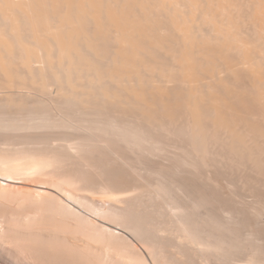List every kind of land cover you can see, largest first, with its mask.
Returning a JSON list of instances; mask_svg holds the SVG:
<instances>
[{
    "label": "bare ground",
    "instance_id": "obj_1",
    "mask_svg": "<svg viewBox=\"0 0 264 264\" xmlns=\"http://www.w3.org/2000/svg\"><path fill=\"white\" fill-rule=\"evenodd\" d=\"M144 126H146V127L143 128ZM147 127L152 128L153 131L155 129H157V131H160V133L163 132L165 134V137L167 138V140L170 139L171 136H173V134L175 136V130H177L179 135L180 134L186 135L185 137L190 139L189 141H190V147L191 148H189V149L191 150V152H193L192 154H195L197 159L199 157L200 162L196 163V164L197 165L200 164L201 166L200 165L199 166L201 168H202V166H205L207 168L208 164L206 163L205 160H207L209 155L212 154L213 150L216 151L217 149H220L223 147L222 149H224V150H219V151L224 152V154H226V155H223L219 151H217V152H219L218 154H214V155L212 154L213 156H210L209 158L212 157L214 159V157L215 158L217 157L218 160L219 159L222 160V161L219 160L220 163L223 161L225 163H226V161H229L230 166L232 164L235 167V166H239L243 162L242 161L243 158L245 159V156H246L247 159H245V160L248 161L247 165L250 164L251 167L253 169H255L256 174H259V176L264 174L263 173L264 172V0H0V136H1V139H0V181L3 180L4 185L6 182L20 184L21 183L20 176H21V178L23 176L26 177L27 176L26 174H29L32 171H34L33 174H36V173H37L36 175H38V173L41 174V175H39V177H41L43 175V178L41 177V179H46V177L44 178V175H46V172H49V171H47V168H48V170L51 169L49 173L53 174V177L57 175L56 178L54 177L55 179H53L52 175L50 174L51 177L48 176V179L52 178L53 180L51 179L52 180L51 181L49 179L51 182L49 180L46 181V183L47 182L49 184L51 183L50 185L45 184V183H44V185H42V183H43L42 181H40V182H42L41 184H38V185L36 184L38 190L40 191V193H37V194H43L45 196V194L47 193V194H49V196L51 198H52V196L54 197V195H55L56 199L53 198L55 200L54 202L56 203L55 206L63 211L65 209V208H63V207H65L64 203H63V198L64 197L66 198V195L68 193H70V196L71 195L73 196V193H74L73 192L71 194V192H69L70 189H68V193H67L65 191V190H67V189H65V187H67V188L72 187L73 189L75 187L74 190L76 191L75 185H77V188L79 189L78 183L81 182V180L77 181L78 180L77 178L80 176L74 177L76 175H80L81 173L78 172L79 174H76L73 171V173L75 175L69 174L71 172L68 171L69 170L68 168H67L68 170L67 169L65 170V168H61V165L66 163L65 161L67 159L65 160V158H67V156H69V155L72 156V154L78 155L80 151H82L83 149L85 150V148L83 146H80V145L76 146L77 144L75 145L74 143H72V145H69L73 135H77L78 132H80V134L82 133L81 137L83 139H87L86 140L87 143H84L85 145H88V146H86L87 150H89V148H91V147L98 146V145L90 146L91 144H93L90 142V141H92V140H90V138L92 137L91 136L92 133L94 134V132H95V134H96V132H100L99 134H101V135L103 134L104 137H107L110 135L114 136V137L119 136L118 140H120V137H121V140L124 141V143H127V144L130 143V144H128L129 147L131 144H134V146H136V148H138L139 150H140V147L143 150V143H144L146 148L149 147L148 150H150V151L147 150L148 152L153 151V152L157 153V151H158V153H160L162 149L164 151L163 146H164V144H166V141H164V139H166V138H164V134H162V136H163L162 138H164L163 140L153 139L152 134H150L151 132L148 131L150 129H148L147 131L150 132L149 134L151 137L148 135V132L147 133L145 132ZM75 131H77V132H75ZM153 131H152V133H154ZM157 133H159V132H157ZM157 133H155V134H157ZM97 135H98V133H97ZM182 135H180V136H182ZM77 136H75L73 138H78ZM159 136H161V135L159 134ZM176 136H178V135H176ZM104 137H102V138H104ZM114 137H112V138H114ZM79 138H80V136H79ZM173 138H171V139H173ZM183 138H184V136H183ZM18 139H19V141L16 142L15 140H18ZM180 139H178V140H180ZM39 140H41V141H39ZM75 140H77V139H75ZM99 140H98V142L101 141V140L100 141ZM105 140H106V138H105ZM183 140L184 139H182V142H183ZM11 141L12 142L14 141V143L16 142L17 144L15 143V145H14V143H13V145H11L12 144ZM45 141H47V142L44 143ZM48 141L50 143L53 142L52 144H54V142H55V144H56V142L57 143L59 142V146L61 145L66 149L62 150L60 148L61 147L60 146L59 148L61 150L58 148V150L54 151V149L52 150L53 147H51L52 144L50 146H47L49 144ZM18 142L21 144V146H18V144H19ZM107 142H108V140H107ZM107 142H104V143H107ZM109 142H111V141H109ZM114 142H116V140L113 141V143ZM177 142L178 141H176V143ZM217 142H220L221 145H223V146L221 147L220 144L218 143L220 148H219V146H218V148L215 147L216 149L212 148L214 146H217V145L212 146L213 144H217ZM119 143L120 142H118L117 144H119ZM124 143H123V145H124ZM35 144L37 146H35ZM55 144L53 146H55ZM100 144H102V143H100ZM168 144H170V143L168 142L167 145ZM178 144H179L178 146L180 147L181 144L180 143H178ZM188 144H189V142H188ZM16 145H17V147H16ZM109 145H110V143H109ZM128 145H126V146H128ZM167 145L164 147H167ZM29 146L37 147V148H39V150L34 148V147H33L34 148V150H33V148H30ZM120 146L122 147L121 144H120ZM224 146H225V148H224ZM50 147H51V150L49 149ZM96 148L97 147H95V149ZM105 148H107V147L105 146ZM116 148H120V147H116ZM174 148H175V146H174ZM30 149H32V150H30ZM40 149L43 150V151L41 150L42 152H44L43 154L41 153ZM128 149L129 148H127V150ZM138 149H135V150L137 151ZM187 149H188V147H187ZM187 149L185 150V152L187 151ZM101 150L107 151L108 149H101ZM36 151H39L40 153H37ZM76 151L78 153H76ZM74 152H75V154H74ZM88 152H90V151H88ZM131 152L132 151L129 150V155L131 154ZM138 152H141V150ZM120 153H122V152H120ZM169 153L171 156V152H169V151L166 155H168ZM92 154H93V152H92ZM102 154H103V152H102ZM146 154L147 153H145L144 156ZM155 154H152V155L150 154V155L153 156ZM219 154L223 155L224 157L218 156ZM85 155H86V153H85ZM85 155H84V157H85ZM136 155H138V154H136ZM157 155L161 156V154H157ZM163 155L164 154H162V156ZM176 155L178 156L179 154H176ZM183 155L186 156L185 158L183 156V159H185V161H187L188 160L187 155L185 153ZM243 155H245V156L243 157ZM78 156H80V155H78ZM241 156H242V158H241ZM93 157H91L90 159H93ZM106 157H109V155ZM171 157H173V155ZM171 157H170V160H171ZM238 157H240L241 160ZM55 158H57V160ZM58 158H60V161L58 160ZM168 158H167V160H168ZM225 158H226V160H225ZM118 159L120 161V158H118V156H117V161H118ZM183 159H181L180 161H182ZM213 159H210V160H213ZM137 160H138V158H137ZM139 160H140V158H139ZM162 160H163V158H162ZM173 160L174 159L172 158V161ZM57 161L61 162V163H62V161H64V163H62L60 165V163H58ZM73 161H71V162H73ZM98 161H99V159H98ZM174 161L176 163H178V160L177 161L174 160ZM209 161L207 160L208 163H209ZM213 161H216V160L214 159ZM71 162L68 164H73ZM94 162H92V163H94ZM96 162H95V164H98ZM196 162H198V161H196ZM92 163L89 162V164H91L92 167H93V165L95 166V164L92 165ZM106 163H108V162H106ZM132 163H134V162H132ZM135 163L138 165V161ZM183 163L186 164L184 161H183ZM244 163H246V162H244ZM244 163H242V164H244ZM101 164L104 165L103 163H101ZM101 164H98V166ZM187 164H189V163H187ZM190 164H195V163H193L191 161ZM85 165L87 166V164H85ZM121 165L125 166L124 164H122V162H121ZM126 165H127V163H126ZM215 165H217V167H219L218 161H216ZM215 165H212V166H215ZM219 165L221 166V164H219ZM223 165H225V164L223 163L222 166ZM247 165L245 164V167ZM45 166H48V167H45ZM53 166L54 167L56 166L55 168H57L59 166V169L61 171H63V172L67 171L69 173L64 172V174H61V171L59 169H57L58 172L60 171V173L58 174V172L55 171L56 169ZM63 166L65 167V166H67V164H64ZM78 166H80V165H78ZM181 166H182V163H181ZM187 166H189V165H187ZM187 166H186V168H187ZM193 166L191 168L194 169L195 166L194 167ZM212 166H211V168H212ZM226 166H224V167H226ZM243 166L244 165H242V168H244ZM67 167H69V166H67ZM102 167H105V165ZM102 167L99 166V168H102ZM116 167H118V166H116ZM126 167L128 168V166H126ZM136 167L138 170L137 171L135 170V171L138 172L139 168H138V166H136ZM140 167H142V166H140ZM176 167H178V166H176ZM191 168H190V170H191ZM196 168H198V166ZM230 168H232V167H230ZM45 169H46V172H45ZM95 169H96V167H95ZM97 169H98V167H97ZM130 169H129L130 172H128V175L132 171ZM222 169H223V167H222ZM222 169H220V171H222ZM229 169L226 168L225 171L223 170L225 172V174H227L226 172ZM52 170L54 171V173L57 172V174L55 175ZM91 170H92V168H91ZM101 170H103V168ZM112 170L110 171L111 173H113ZM133 170H134V167H133ZM179 170H181V169H179ZM213 170H214V168H213ZM217 170H219V169L217 168ZM231 170H229V171L231 172ZM251 170H249V171H251ZM75 171H77V170H75ZM149 171H150V173H152L153 169H152V172H151V170H149ZM156 171H158V170H156ZM194 171H198V170H194ZM208 171H209V169H208ZM229 171H228V174H230ZM80 172H81V170H80ZM88 172L90 173V171H88ZM94 172H95V170H94ZM166 172L167 171H165V173ZM173 172H174V170H173ZM215 172H218V171H215ZM215 172L213 173L214 175L216 174ZM235 172L237 173V170ZM49 173L47 175H49ZM158 173L159 172H157V174ZM207 173H209V172H207ZM231 173L234 174V172H231ZM236 173H235V177H237V175H238ZM246 173H245V176H246ZM33 174L32 173L30 174L31 177ZM83 174H84V172H83ZM83 174L81 175V177L83 176ZM98 174L101 175V173H99V171H98ZM106 174H108V173L106 172ZM132 174L133 173H131V176H133ZM134 174H136V173L134 172ZM166 174H168V173H166ZM169 174H171V176H173V174L171 172ZM178 174H180V173H178ZM187 174L190 175V173H187ZM187 174H183V175L186 176ZM200 174H202L201 175V177H202L206 173L205 174L200 173ZM213 174H210V176L208 174L209 177H205V178H210V177H212L211 175H213ZM225 174L223 175V173H222L224 178H226ZM256 174H255V176H256ZM72 175H74V176H72ZM217 175H218V173H217ZM107 176L109 177V175H107ZM115 176H116V174H115ZM115 176H114V179L117 178ZM136 176H138V175H135V177ZM193 176L194 175L192 173V177ZM197 176L199 177L198 173H197ZM220 176H221V174H220ZM242 176L244 177V175H242ZM27 177L30 178L29 175ZM178 177H179V175H178ZM235 177H233L232 179H236ZM239 177H237V178H239ZM34 178H36L35 175H34L33 179ZM38 178H37V180H38ZM125 178H128V177H125ZM174 178H177V177H174ZM230 178H231V175H230ZM94 179H95V177H94ZM140 179H141V177H140ZM140 179L137 178V180H140ZM155 179H156V176H155ZM198 179H201V178H198ZM210 179H212V178H210ZM226 179H228V178H226ZM229 179H228V181H229ZM232 179H231V182L234 181ZM109 180L112 181V183H113V178H110ZM116 180H118V179H116ZM132 180H134V179H131V182H132ZM170 180L171 179H169V181ZM222 180H223V178H222ZM34 181H36V180H34ZM82 181L83 182L86 181L85 183H89V184H92L90 182H93L91 179L90 180L89 179L88 180L82 179ZM99 181H101V180H99ZM106 181H108V180H106ZM143 181L145 182V180H143ZM159 181H161V180H158L157 182H159ZM165 181H167V180H165ZM202 181H203V179H202ZM217 181L219 182V180H217ZM254 181H256V180L254 179ZM257 181H258V179H257ZM260 181H261V179H260ZM83 182H81L79 184L80 187H81V185H82V187H83V185L88 186V184H82ZM102 182H103V180H102ZM117 182L120 183L119 181H117ZM123 182H125V181H123ZM134 182H135V180H134ZM154 182H151V183L153 184ZM157 182H156V184H157ZM226 182H227V180H226ZM226 182L224 181V183H226ZM231 182L229 181L228 183L231 185ZM237 182H238V180H237ZM31 183H33V182H31ZM183 183H182V185H183ZM238 183H241V181ZM256 183L253 184L254 187H253V185H252V187L250 185V189L253 188L252 190H256V189H254L257 187V186L255 187ZM100 184L102 185V183H96L95 185L92 184V186L89 185L88 187L91 189V188H94L93 186H95V188H97V191L99 192L98 189H99ZM127 184L128 183H126V185ZM200 184H205V183L203 182ZM200 184H198V185H200ZM234 184L235 183H233V185H231V187H233ZM248 184H250V183H248ZM1 185L2 184H0V186ZM157 185L156 186L154 185V186L157 188ZM160 185H161V183H160ZM160 185H159V188L156 189L157 192H155L154 196H158L160 194L158 196V199H160L165 195L166 200H172L174 206H175V204L179 206L178 203H179V197L181 195V193H180L181 191L179 192L180 195L178 197V195H176V193L172 194L173 191L171 188H170L171 189V192H170L166 189L168 187H164V186H160ZM163 185H165V184L163 183ZM189 185H191V184H189ZM209 185L212 186L214 184L209 183ZM237 185L238 184L236 183V187L234 186V188H237ZM239 185H241V184H239ZM244 185L245 184H243L242 187L245 188ZM257 185H261V186L263 185V187H264V181H263V184L259 183ZM8 186H10V185H8ZM104 186H105V184H104ZM168 186H170V183ZM193 186H195V185H193ZM193 186L191 185V187H193ZM219 186H223V184H221ZM143 187L146 188V186H143ZM147 187H149V185ZM175 187H173V189ZM181 187H184V186H181ZM231 187H230V189H231ZM263 187H261V188H263ZM34 188H36V187H34ZM63 188H64V190H63ZM72 188H71V190H73ZM89 188L87 189L88 191L90 190ZM102 188H100V190ZM110 188H111V186H110ZM110 188H107V190ZM185 188H186V185H185ZM201 188H202V186H201ZM214 188H217V186ZM219 188H221V187H219ZM238 188L241 189L240 186H238ZM261 188L259 186V188H257V189H259L258 191H261ZM85 189H86V187L85 188L83 187V190H85ZM104 189H106V187ZM120 189H119V192L122 191V190L120 191ZM187 189H189L188 186H187ZM187 189H185L183 193H185V191ZM203 189H204V187H203ZM240 189H239V191H240ZM248 189H249V187H248ZM248 189H246V190L248 191ZM47 190H53V192H55L56 194L51 195L52 192L49 193L50 191H47ZM91 190L93 191L95 189H91ZM131 190L132 191H130V189L128 190V188L126 189V191H128V192L130 191L131 193H129V194L132 195L133 190H136V188L135 189L132 188ZM137 190H139L138 187H137ZM149 190H150V192H152L151 189H149ZM220 190H222V189H220ZM232 190H233V188H232ZM78 191L81 192V190H78ZM124 191H125V189H124ZM174 191H176V190H174ZM196 191H197V189H196ZM215 191H217V190L215 189ZM215 191H214V193H215ZM228 191H227V193H228ZM230 191H229V194H230ZM100 192L105 193L107 191H100ZM110 192H108V193H110ZM141 192H140V190L138 191L139 194ZM222 192H223V190L221 191V193ZM225 192H223V193H225ZM232 192H234V191H231V193ZM250 192H248V193H250ZM75 193H77V191ZM104 193H102V195ZM116 193L118 194V192H116ZM124 193L118 194L119 198L121 195L124 196L125 195ZM138 193L136 192V194L139 196ZM156 193H159V194L156 195ZM255 193L257 194V191H255ZM263 193H264V190H263ZM78 194H81V193H78ZM78 194H77V196H78ZM85 194H87V193H85ZM94 194L92 193L91 195L94 196ZM133 194H134V192H133ZM166 194H169V197H171L172 199H170L168 197V195H166ZM202 194H203V192H202ZM234 194H235V192H234ZM242 194H243V192H242ZM84 195L81 194V197H80L81 200H82V198H83V200H86L84 198L87 196H84ZM110 195H113V194H110ZM118 195L117 196L115 195V196L118 197ZM147 195L150 196V194H147ZM182 195H184V194H182ZM206 195H207V192H206ZM260 195L261 194H259L258 196H260ZM1 196H3V195H1ZM138 196H137V198H138ZM190 196L191 195H189V198H192V196L191 197ZM221 196L216 197V198L220 199ZM239 196H240V194H239ZM262 196L264 197V194ZM4 197H5V195H4ZM103 197H104V195H103ZM110 197L111 196H109V198ZM112 197L113 198L111 200H114V196H112ZM133 197H132V199H130L129 196L127 195V199L125 197H123V198H125V201L127 200L130 203H132ZM139 197H141V196H139ZM184 197L186 198V196H184ZM213 197L214 196H212V199H213ZM224 197H226V195ZM235 197H236V194H235ZM28 198H27V200H28ZM76 198L77 199H75V200H79L78 197H76ZM88 198H87V202L85 201L86 204L88 203L87 205H89L90 203H95L93 201L89 202ZM119 198H116V199L118 201L123 200L122 198H120V200H119ZM208 198H210V197H208ZM226 198H228V197H226ZM47 199H48V197L45 198V200H47ZM53 199H48V200H52V201L47 200V202L53 203ZM70 199H72V201H73L74 196H73V198H70ZM158 199L155 198L154 200H158ZM186 199H188V198H186ZM257 199H255V200L257 201ZM81 200H79V201H81ZM97 200H99V199L96 198L95 201L97 202ZM154 200H153V202H154ZM202 200H203V196H202ZM108 201H110V200H108ZM135 201H136V198H135ZM160 201H161V199H160ZM162 201H163V206L168 205L167 203L165 204V200L162 199ZM184 201H186V200H184ZM211 201H213V200H211ZM256 201H254V202L256 203ZM75 202L78 203L77 201H75ZM99 202H100V200H99ZM117 202H115V204ZM155 202H157V201H155ZM182 202L183 201H181V203ZM202 202H204V200L201 201V203ZM225 202H227V201H225ZM257 202H259V201H257ZM79 203H81V202H79ZM85 203H84V206H85ZM133 203H136V202H133ZM170 203H171V201H170ZM189 203H190V201H189ZM209 203H211V202H209ZM219 203H220V201H219ZM259 203H258V206H259ZM261 203L263 204V202H261ZM33 204H35V203H33ZM237 204H239V203H237ZM262 204H261V206L264 207V205H262ZM245 205H244V207H245ZM256 205H257V203H256ZM51 206L54 207V205H52V204H51ZM90 206H87V207H90ZM95 206L96 205L94 204L92 207H95ZM97 206H99V205H97ZM163 206L161 204L162 208H163ZM174 206H173V208H176ZM178 206H177L178 209H175V210L178 211L180 209L182 217L178 218V219L175 218L174 221L168 222V225H166L164 223L158 224L161 221L160 219H158L159 218L158 216H157V219L160 220L159 222L157 219H155V221H154V219L153 220L150 219L153 222H150V220L148 219L149 222H147V217L145 218V216L143 215V217L146 220L142 219V222L144 221L146 223L145 227L148 228L147 231H149V234L151 232H153L155 235L161 237L159 239V240H161V242L163 241V239H165L164 238L165 236L167 237L166 233L173 234L172 232H174L175 240L173 237H172V239H173V243H174V241L176 243V245L174 244L175 248L177 245L182 246V245H185L186 243L188 245H185V247L189 246L188 242H190V244H192L191 245L192 247L194 244H195L194 246H196L197 243L202 244L201 243L202 241L200 242V238H198V234L196 235V231H199V230L194 228L195 226H197L199 224H196V225L192 224V226H194V227H192L193 229H191L190 226H191L192 222H190L191 220H189L190 217H188L189 219L187 218V211H185L186 208L183 211L181 209L182 205L179 206L180 208ZM185 206H188V205H185ZM194 206H196V205H194ZM201 206L203 207L202 204H201ZM253 206H254V204H253ZM253 206H252V208H253ZM258 206L256 207V209L258 208ZM25 207H26V205H25ZM29 207H31V206L29 205ZM43 207H47V206L44 205ZM154 207H156V203L154 204ZM158 207L161 209L160 206H157L155 208V210H157ZM208 207H209V205H208ZM234 207H232V209ZM110 208H111V205H110L109 209ZM135 208H137V207L135 206ZM198 208L201 209V207H198ZM198 208H196V209H198ZM217 208H218V206H217ZM217 208H216V210H217ZM4 209H5V207H4ZM35 209H38V208H35ZM48 209H51V207ZM160 209H159V211H160ZM164 209H166V207L163 208V210ZM196 209H194V210H196ZM223 209H224V207H223ZM226 209H225V211H226ZM229 209H230V207H229ZM155 210H153V212ZM167 210H168V208H167ZM167 210H166V212H167ZM238 210H240V209H238ZM52 211H54V210H52ZM57 211H58V209H57ZM64 211H66V209ZM161 211H162V209H161ZM177 211H175V212H177ZM257 211H258V209H257ZM44 212H45V209H44ZM119 212H120V210H119ZM151 212H152V210H151ZM191 212L192 211H190V213ZM206 212H208V211H206ZM213 212L215 213L216 211H213ZM221 212H223V211H221ZM224 212L222 213L223 215L227 214L226 212H228V211H226L225 213ZM234 212L235 211H233V213L230 212V214H232V216H233ZM254 212H253V214H254ZM259 212H261V211H259ZM158 213H160V212H158ZM164 213H165V211H164ZM239 213H240V211H239ZM262 213H263V209H262ZM42 214H44V213H42ZM61 214H62V212H61ZM67 214H68V212H67ZM112 214L110 216L107 214L106 215L111 217L114 215V214L113 215ZM115 214H117V213H115ZM140 214H141V212H140ZM155 214L156 213L154 212V216H156ZM167 214H168V212H167ZM208 214H209V212H208ZM210 214H209V216H211ZM241 214L243 215L242 212H241ZM245 214L247 215V213H245ZM69 215H70V213H69ZM71 215L73 216V214H71ZM74 215H76V214H74ZM102 215H103V213H102ZM106 215H105V217H106ZM122 215L123 214H121V216ZM128 215L131 216L130 214H128ZM128 215H127V218H129ZM151 215H152V213H151ZM165 215H166V213L163 214L162 216H165ZM196 215H198V213ZM257 215L259 216V213ZM172 216H174V215H172ZM216 216H217V214H216ZM247 216H245V217H247ZM135 217H133V218H135ZM160 217H161V215H160ZM174 217H176V216H174ZM178 217H180V216H178ZM223 217H222V219H223ZM118 218H120V217H118ZM139 218H137V219H139ZM170 218H172V217H170ZM209 218H208V220H209ZM256 218H255V216H254V218H252L253 222H255ZM44 219L45 218H43V220ZM226 219H227V217H226ZM51 220H52V217H51ZM130 220H131V218L129 219V221ZM140 220L141 219H139L138 222ZM199 220L201 222L203 220V218H202V220L201 219H199ZM235 220H236V218H235ZM37 221H40V219ZM59 221L60 220L58 219V222ZM71 221H73V220H71ZM122 221H124V220H122ZM163 221H165V220H163ZM34 222L36 223V221H34ZM56 222H57V220H56ZM56 222L54 225H56ZM119 222H120V220H119ZM196 222H197V218H196ZM221 222H223V221H221ZM240 222H242V221H240ZM29 223H31V222H29ZM51 223H53V222H51ZM131 223L133 225V222H131ZM215 223H216V221H215ZM227 223H228V221H227ZM230 223H233V222H231V220H230ZM255 223H257V222H255ZM66 224L65 225L62 224V225L66 226ZM80 224H82V223H80ZM86 224H88V223H86ZM119 224H117V225H119ZM137 224H140V223H137ZM189 224H190V226H189ZM205 224L207 225V223H205ZM224 224L227 225L226 223H224ZM124 225H125V223H124ZM134 225H136V224H134ZM210 225H212V223ZM221 225H222V223H221ZM232 225L234 226V224H232ZM239 225H240L239 227H242L241 224H239ZM59 226H61V225H59ZM122 226H123V223H122ZM184 226L186 227V229ZM199 226H201V225H199ZM203 226L204 225H202V227ZM34 227L37 228L36 224ZM49 227H51V225ZM119 227H121V226H119ZM252 227L253 226L250 227L252 229V231H253V229L254 230L258 229V228H252ZM42 228H43V226H42ZM72 228H74V227H72ZM95 228H96V226H95ZM105 228L108 230H111V231L115 230V229H112L111 227H108V225ZM131 228H134V227H131ZM182 228L184 229V231H185L184 233H186L187 237H185L186 235H184L183 232L182 233L184 236H182V235L180 236V233H181L180 230ZM210 228H213V226L212 227L210 226ZM224 228H222V229H224ZM100 229H102V228H100ZM128 229H130V228L128 227ZM138 229H140V228H138ZM195 229H196V231H195ZM206 229H208V228L206 227ZM233 229H235V228H233ZM241 229H243V228H241ZM8 230L10 231V229H8ZM21 230L23 231V229H21ZM33 230H35V229H33ZM52 230L53 229H51V231ZM133 230H132V232H133ZM141 230H143V229H141ZM227 230H228V228H227ZM231 230H232V227H231ZM61 231H59V232H61ZM127 231H129V230H127ZM212 231H214V229ZM216 231H214L213 233L215 234ZM222 231H219V232L221 233ZM1 232L3 233V231H1ZM130 232H131V229H130ZM178 232H180V233H178ZM238 232H240V231H238ZM4 233H8V232H5V230H4ZM53 233H56V231ZM176 233H178V235ZM229 233H231V232L229 231ZM30 234H29V238H30ZM91 234L93 235V233H91ZM134 234H136V236H137V234H138V236L140 234V237H138V238L141 239V235H143L144 233L141 234L140 230H134ZM149 234H148V236H149ZM241 234L242 233L240 232V235ZM11 235L14 236L13 233ZM35 235H37V234H35ZM57 235H55V237ZM153 235H151V236L154 237ZM22 236H24V234ZM39 236H40V234H39ZM203 236H205V235H203ZM208 236H209V234L207 235V237ZM210 237H208V238H210ZM218 237L219 236H217V238ZM33 238H34V236H33ZM36 238H38V237H36ZM46 238H48V237H46ZM62 238H63V236L60 237V240ZM220 238H218V239H220ZM242 238H243V236H242ZM245 238H246V236H245ZM54 239H56V238H54ZM149 239L150 238H148L147 242L150 241ZM222 239H223V237H222ZM239 239H240V237H239ZM4 240H7V237ZM12 240H13V238H12ZM43 240H46V239H43ZM64 240H66V239H64ZM144 240L146 241V239H144ZM201 240H203V239H201ZM205 240H206V237H205ZM232 240H233V238H232ZM244 240H246V239H244ZM90 241H92V240H90ZM102 241H103V239H102ZM156 241H157V239H156ZM212 241H215V240H212ZM212 241H210V244H207V242H205L206 244L205 243L203 244L206 247L205 249L208 250L211 248L210 246L213 245V244H211ZM223 241H225V240H223ZM5 242H7V241H5ZM15 242H19V241L15 240L14 243ZM57 242H59V240L56 241V243ZM124 242L126 243V241H123V243ZM167 242H170V241L168 240V241H166V243ZM216 242H218V241H216ZM227 242H225V243H227ZM238 242L242 243L244 241H242V242L238 241ZM2 243H4V242H2ZM25 243H26V241H22V242L15 244L14 245L15 247L13 246L14 253L18 254L15 259L18 261L20 259L26 257L25 254L30 252L29 249H31V248L36 249L35 247L30 248L29 245L27 246ZM66 243H68V241H66ZM87 243H88V241H87ZM219 243H221V242H219ZM222 243H224V242H222ZM248 243H250V242H248ZM152 244H154V243H152ZM216 244H214L216 249H220V247L217 246L218 244L217 245ZM236 244L237 243H235V245ZM59 245L60 244H58L57 246H59ZM61 245H62V243H61ZM225 245L227 246V244H225ZM258 245H259V243H258ZM42 247H43V245H42ZM150 247H151V245H150ZM182 247H184V246H182ZM235 247L238 248V246H235ZM70 248H72V247H70ZM179 248H181V247H179ZM213 248H214V246H213ZM261 248H262V246L260 247V249ZM66 249H68V248H66ZM189 249L191 250V247H189ZM205 249L203 250L204 252H205ZM240 249H241V247L239 248V250ZM257 249H259V248H257ZM13 250H10V251H13ZM149 250H151V249H149ZM193 250L194 249L192 248V251ZM195 250H196V248H195ZM199 250H202V249H199ZM36 251H38V250L36 249ZM209 251H211V250H209ZM259 251H262V250H259ZM149 252L151 253V251H149ZM175 252L177 254V251H175ZM224 252H226V251H224ZM254 252L255 251H253V253ZM257 252H258V250H257ZM9 253H13V252H9ZM150 253H149V255L151 256ZM191 253H193V252H191ZM199 253L201 254L202 252H199ZM207 253H208V251H207ZM228 253H229V251L227 252V254ZM232 253H235V252H232ZM237 253H239V252H237ZM129 254L132 255V253H129ZM138 254H140V253H138ZM138 254L136 253L134 255L136 256ZM194 254H195V252H194ZM225 254L226 253H224V255ZM197 255H195V257ZM37 256H38V254H37ZM127 256H129V255H127ZM141 256H140L139 261L143 260V259H141ZM227 256L228 255H226V257ZM255 256H257V255H255ZM85 257H87V256H85ZM85 257H83V258H85ZM189 257L190 256H188V258ZM208 257L209 256H207V258ZM236 257H238V256H236ZM251 257H253L252 254H251ZM73 258H75V257H73ZM93 258H95V257H93ZM142 258H144V256ZM177 258L179 259V257H177ZM201 258H200V260H201ZM227 258H229V257H227ZM247 258H248V256H247ZM66 259H68V258H66ZM71 259H72V257H71ZM71 259L69 258V260H71ZM78 259H79V257H78ZM85 259H87V258H85ZM237 259H239V258H237ZM84 260H83V262H84ZM96 260H98V259L96 258ZM172 260H170V261H172ZM226 260H228V259H226ZM261 260H263V258ZM50 261H52V260H50ZM72 261H74V259ZM88 261H89V259H88ZM131 261H133V260H131ZM194 261L195 260H193V263H194ZM203 261L206 262L205 260H203ZM203 261H202V263H203ZM233 261H235V260L233 259ZM19 262L21 263V261H19ZM71 262H70V264H71ZM80 262H81V260H80ZM80 262H78V263L80 264ZM125 262H127V261H125ZM136 262H138V261H136ZM143 262H145V261H143ZM183 262H184V260H183ZM242 262H243V260H242ZM47 263L49 264V262H47ZM103 263H104V261H103ZM191 263H192V261H191ZM227 263H229V262H227ZM26 264H28V263H26ZM72 264H74V263L72 262ZM88 264H91V262H89ZM93 264H95V263H93ZM237 264H239V263H237ZM242 264H264V262L262 263V261H261V263L260 262L257 263V261L253 260V258L252 259L248 258V260L244 259V262Z\"/></svg>",
    "mask_w": 264,
    "mask_h": 264
},
{
    "label": "rangeland",
    "instance_id": "obj_2",
    "mask_svg": "<svg viewBox=\"0 0 264 264\" xmlns=\"http://www.w3.org/2000/svg\"><path fill=\"white\" fill-rule=\"evenodd\" d=\"M146 126H144L143 128H145ZM148 129H150V130H148ZM152 128H148L147 127V129H146V133L148 132V131H150V132H148V135L150 136V134H152V138L153 139H160V140H163L164 138H166L165 137V134L162 132V133H160V131H157V129H155L157 132H159V133H157L155 130L153 131V129L151 130ZM148 130V131H147ZM152 131L154 132V133H152ZM75 132H77V131H75ZM92 133V132H91ZM97 133H98V135H97ZM100 132H96V134H95V132H94V134L92 133L91 134V138H90V140H92V141H90L91 143H93V144H91L90 146H93V145H98V146H94V147H91V148H89V150H87V147L86 146H88V145H85L84 143H87L86 142V140L87 139H83L82 137H81V135H82V133L80 134V132H78L77 133V135H73V137H75V136H77L78 138H71V141H70V144L69 145H72V143H74L76 146H78V145H80V146H83L84 148H85V150L83 149L82 151H80L79 152V154L78 155H80V156H78L77 154H75V152H74V154L76 155H73L72 154V156L71 155H69V156H67V158H65V162L66 163H64V161H62V163H64V164H67V166H69V167H67V166H63V165H61L62 163L61 162H58V163H60V165H61V168H65V170L67 169L69 172H71V173H69V172H67V171H64L65 173H69V174H74V173H76V174H79V173H81L80 175H76V176H74V175H72V176H74V177H78V176H80L81 177V175L83 174V172H84V174H83V180L84 179H91L93 182H90V183H92L93 185H95L96 183H102V185L100 184V186H99V192L100 191H107V192H98L97 191V188H95V186H93L94 188H91V189H95V190H91L88 186L90 185V186H92V184H89V183H85L86 181H82V179L80 178V177H78L76 180L77 181H79V180H81V182H83L82 184H88V186L86 185V186H84L83 185V187L85 188L86 187V189L85 190H83V187H82V185H81V187L79 186V184L81 183V182H79L78 183V187H79V189L77 188V185H75L76 186V191H77V193H75L76 191L74 190L75 189V187H74V189L72 188V187H70V188H67V187H65V189H67V190H65L67 193H68V189H70V191L69 192H71V194L73 193V196H74V200L75 199H77L76 197H78V199L79 200H81L80 199V197H81V194H85V193H87V194H85L84 196H87V197H85L84 199H86V200H83V198H82V200L81 201H79V200H75V201H77L78 203H76L74 200L72 201V199H70V198H73V196L71 197L70 196V193H66L67 195H66V198L64 197L63 198V203H64V206L65 207H63V208H65L66 209V211H62V210H60L58 207H56L55 205H56V203L54 202L55 200L54 199H56V196L54 195V194H56L55 192H53V190H47V191H50L49 193H51V195L53 194L54 195V197L52 196V198L49 196V194H45V196L43 195V194H37V193H40V191L38 190V188H37V186H36V184L38 185V184H41L42 182V185H44V183L45 184H49L48 182L46 183V181L47 180H51L52 178L53 179H55L56 178V174H57V172H58V170L57 169H59V166L57 167V168H55L54 166V168L56 169H54L55 171H57V172H55L54 173V171H53V173L56 175V176H54L53 177V174H51V173H49L50 172V170H48V168H47V171H49V172H46V169H45V172H46V175H44V178L46 177V179H41V177L43 178V175L41 176V177H39V175H41V174H39L38 173V175H36V174H33L34 173V171H32V172H30L29 174H26L27 176L29 175V177L30 178H28L27 176L26 177H24L23 175V177L21 178V176H20V181H21V183L20 184H15V183H9V182H6L5 183V185H4V181L3 180H1L0 182V184H2L0 187V264H26V263H28V264H48L47 262H49V264H61L62 262V264H70V262L74 259V261H72L74 264H77L78 262H80V260H81V262L83 263V264H88L89 262H91V264H93V263H95V264H140L141 262V264H195L196 262V264H237V263H239V264H242L243 262H244V259L245 260H248V258L250 259H252L253 258V260H255V261H257V263H261V261H262V263L264 262V207L263 206H261V202H263V204L262 205H264V197L262 196L264 193H263V190H264V187H263V185L261 186V185H257V184H259V183H262L263 184V179H264V174L263 175H260L259 176V174H256V171H255V169H253L252 167H251V165L249 164V165H247L248 163V161H246L245 159H247V157L245 156V155H243V157L245 156V159L243 158V162L242 163H244V162H246V163H244V164H240L239 166H235L234 167V165H232L231 164V166H230V162L229 161H226V163L223 161V162H219V160H218V158L216 159L215 157H214V159L216 160V161H218V166L219 167H217V165H215L216 164V161H213L214 159L211 157V158H209L210 156H213L214 154H218L219 152L221 153V154H223V155H226V154H224V152H221V151H219V150H224V149H222L223 147V145H221V143L220 142H217V144H211L212 146H214V145H217V146H214V147H212V148H218V146H219V144H220V146L222 147V148H220V146H219V148L220 149H217L216 151L215 150H211L212 151V154H210L209 155V159L207 158V160L209 161L210 159H213V160H210L209 161V163L207 162V160H205L206 161V163L208 164L207 165V168L205 167V166H202V168L199 166V165H197L196 163H199L200 161H199V157H198V159H197V157L195 156V154H192L193 152H191V150L189 149V148H191L190 147V139L189 138H187V137H185L186 135H182V134H180V135H182V136H180L179 134H178V132H177V130H175V136L176 135H178V136H174V134H173V136H171V138H173V139H168L167 140V138L166 139H164V141H166V144H164V146H166L167 145V143L169 142L170 144H168L167 145V147H164L163 146V148H164V151H163V149L161 150V152L160 153H158V151H157V153L156 152H148V151H150V150H148V148H146L145 147V145H144V143H143V150H142V148L140 147V150H141V152H138V151H140L138 148H136V146H134V144H131L130 145V147H129V145L128 144H130V143H124V141H122L121 140V137H120V140H118V137H114V136H107V137H104V135L102 134H99ZM150 133V134H149ZM155 133H157V134H155ZM177 133V134H176ZM159 134L161 135V136H159ZM162 134H164V138H162L163 136H162ZM79 136H80V138H79ZM94 136V137H93ZM157 138H156V137ZM180 136V137H179ZM183 136H184V138H183ZM100 137V138H99ZM102 137H104V138H102ZM112 137H114V138H111ZM151 137V136H150ZM178 137V138H177ZM98 138V139H97ZM105 138H106V140H105ZM108 138V139H107ZM169 138V137H168ZM181 138V139H180ZM187 138V139H186ZM0 139H1V136H0ZM75 139H77V140H75ZM101 141H100V140ZM178 139H180V140H178ZM182 139H184L183 140V142L185 143H183L182 142ZM98 140L100 141V142H98ZM107 140H108V142H107ZM116 140V142L118 143V142H120L119 144H117L116 142H114L113 143V141H115ZM16 142L17 141H19V139L18 140H15ZM39 141H41V140H39ZM44 141V140H43ZM74 141V142H73ZM107 142V143H104V142ZM109 141H111V142H109ZM122 141V142H121ZM130 141V140H129ZM163 141V142H164ZM174 141V142H173ZM176 141H178L177 143H176ZM12 142V141H11ZM15 142V143H16ZM47 141H45L44 143H46ZM49 142V141H48ZM52 142V141H51ZM174 144H173V143ZM182 142V143H181ZM188 142H189V144H188ZM222 142V141H221ZM13 143H14V141L12 142V144L11 145H13ZM15 143H14V145H15ZM19 143V142H18ZM53 143V142H52ZM52 143H50L49 142V144L47 145V146H50ZM95 143V144H94ZM100 143H102V144H100ZM109 143H110V145H109ZM123 143H124V145H123ZM133 143V142H132ZM165 143V142H164ZM178 143H180L181 145H180V147L178 146L179 144ZM219 143V144H218ZM17 144V143H16ZM20 144V143H19ZM18 144V146H21V144L19 145ZM54 144H55V142H54ZM54 144H52V146L51 147H53L52 148V150L54 149V151L55 150H58V148L61 146H59V142L57 143L56 142V144H55V146H53ZM73 144V145H74ZM105 144V145H104ZM113 144V145H112ZM120 144L122 145V147L120 146ZM146 144V143H145ZM172 144V145H171ZM177 146H176V145ZM187 144V145H186ZM223 144V143H222ZM34 145V144H33ZM58 145V146H57ZM74 145V146H75ZM118 145V146H117ZM126 145H128V146H126ZM135 147H133V146ZM136 145V144H135ZM147 145V144H146ZM186 145V146H185ZM35 146H37L36 144H35ZM105 146L107 147V148H105ZM109 146V147H108ZM125 148H124V147ZM133 148H132V147ZM173 146V147H172ZM174 146H175V148H174ZM16 147H17V145H16ZM30 148H33L34 146H29ZM51 147L49 148L50 150H51ZM63 146H61L60 148L63 150V149H66V148H62ZM95 147H97L96 149H95ZM101 147V148H100ZM116 147H120V148H116ZM146 149H145V148ZM172 147V148H171ZM178 147V148H177ZM182 147V148H181ZM185 147V148H184ZM187 147H188V149H187ZM34 148H36V149H38L39 150V148H37V147H34ZM34 148H33V150H34ZM56 148V149H55ZM59 148V149H60ZM94 148V149H93ZM100 148V149H99ZM110 148V149H109ZM112 148V149H111ZM127 148H129L128 150H127ZM166 148V149H165ZM215 148V149H216ZM224 148H225V146H224ZM60 149V150H61ZM101 149H108L107 151H105V150H101ZM125 149V150H124ZM135 149H138L137 151L135 150ZM168 149V150H167ZM171 149V150H170ZM174 149V150H173ZM178 149V150H177ZM183 149V150H182ZM187 149V151L185 152V150ZM30 150H32V149H30ZM42 149H40V151H41ZM92 150V151H91ZM99 150V151H98ZM129 150H131L132 152H131V154L129 155ZM134 150V151H133ZM148 150V151H147ZM167 150V151H166ZM177 150V151H176ZM190 150V151H189ZM226 150V149H225ZM43 151V150H42ZM41 151V153L43 154L44 152H42ZM88 151H90V152H88ZM101 151V152H100ZM136 151V152H135ZM168 151L169 152H171V156L173 155V157H171L170 156V153L168 154V155H166L167 153H168ZM173 151V152H172ZM217 151H219V152H217ZM37 153H40L39 151H36ZM92 152H93V154H92ZM98 154H97V153ZM102 152H103V154H102ZM105 152V153H104ZM120 152H122V153H120ZM134 152V153H133ZM164 152V153H163ZM167 152V153H166ZM177 152V153H176ZM187 155V157H188V160L187 161H185V159H183V156H184V158L186 157L185 155H183L184 153ZM217 152V153H216ZM226 152V151H225ZM76 153H78L77 151H76ZM84 153V154H83ZM85 153H86V155H85ZM88 153V154H87ZM97 155H96V154ZM107 153V154H106ZM109 153V154H108ZM117 153V154H116ZM143 153V154H142ZM145 153H147L145 156H144V154ZM152 155V154H155V155H153V156H151L150 154ZM166 153V154H165ZM179 154L178 156L176 155V154ZM182 153V154H181ZM188 153V154H187ZM196 153V152H195ZM83 156H82V155ZM134 154V155H133ZM136 154H138V155H136ZM157 154H161V156L160 155H157ZM162 154H164L163 156H162ZM84 155H85V157H84ZM88 155V156H87ZM93 157V159H90L91 157ZM109 155V157H106V156H108ZM123 155V156H122ZM133 155V156H132ZM143 155V156H142ZM150 155V156H149ZM176 155V156H175ZM223 155H218V156H222V157H224ZM75 158H74V157ZM99 156V157H98ZM117 156H118V158H120V161H119V159H118V161H117ZM121 156V157H120ZM128 156V157H127ZM137 156V157H136ZM139 156V157H138ZM169 158H168V157ZM175 156V157H174ZM190 156V157H189ZM195 156V157H194ZM216 156V155H215ZM69 157V158H68ZM71 157V158H70ZM84 157V158H83ZM113 159H112V158ZM124 157V158H123ZM170 157H171V160H170ZM88 158V159H87ZM102 160H101V159ZM137 158H138V160H137ZM139 158H140V160H139ZM143 158V159H142ZM147 158V159H146ZM159 158V159H158ZM162 158H163V160L165 161H163L162 160ZM167 158H168V160H167ZM172 158L174 159V160H178V163H176L174 160V162L172 161ZM183 159L182 161H180L181 159ZM196 158V159H195ZM220 158V157H219ZM240 160H241V158H242V156H241V158L240 157H238ZM56 160H57V158H55ZM72 159V160H71ZM81 159V160H80ZM98 159H99V161H98ZM110 159V160H109ZM131 159V160H130ZM166 159V160H165ZM187 159V158H186ZM193 162V163H195V164H190L191 163V161ZM222 159V158H221ZM224 159V158H223ZM58 160L60 161V158H58ZM70 160V161H69ZM74 160V161H73ZM79 160V161H78ZM86 160V161H85ZM90 160V161H89ZM92 160V161H91ZM96 163H98V164H101V163H103L104 165H105V167H102V166H104V165H99V166H101L102 168H103V170H101L102 168H99V166H98V164H95V162ZM104 160V161H103ZM124 160V161H123ZM128 162H127V161ZM154 160V161H153ZM160 160V161H159ZM225 160H226V158H225ZM71 161H73V162H71ZM103 161V162H102ZM116 163H114V162ZM131 161V162H130ZM138 161V165L135 163V162H137ZM169 163H167V162ZM183 161L187 164V163H189V164H187V165H189V166H187L186 164H184L183 163ZM189 161V162H188ZM196 161H198V162H196ZM220 161H222V160H220ZM73 163V164H68V163ZM79 162V163H78ZM89 162L90 163H92V162H94V163H92V165L93 164H95V166L93 165V167L91 166V164H89ZM106 162H108V163H106ZM121 162H122V164H124L125 166H123V165H121ZM132 162H134V163H132ZM140 162V163H139ZM162 162V163H161ZM214 164H213V163ZM229 162V163H228ZM75 163V164H74ZM77 163V164H76ZM110 163V164H109ZM126 163H127V165H126ZM129 163V164H128ZM132 163V164H131ZM142 163V164H141ZM167 163V164H166ZM181 163H182V166L184 167H182L181 166ZM225 164V165H223L222 166V164ZM83 164V165H82ZM85 164H87V166L85 165ZM119 164V165H118ZM166 164V165H165ZM176 166H178V167H176ZM210 164V165H209ZM219 164H221V166L223 167V169H222V167L219 165ZM245 164L247 165L246 167H245ZM77 167H75V166ZM78 165H80V166H78ZM90 165V166H89ZM113 167H112V166ZM132 165V166H131ZM134 165V166H133ZM158 165V166H157ZM168 165V166H167ZM185 165V166H184ZM195 166V168L198 166V168H191L192 166ZM212 165H215V166H212ZM227 165V166H226ZM242 165H244L243 167L244 168H242ZM50 166V165H49ZM63 166V167H62ZM73 166V167H72ZM82 166V167H81ZM108 166V167H107ZM116 166H118V167H116ZM124 168H123V167ZM126 166H128V168L130 169V170H132L131 171V173H133L132 175L133 176H131V173L128 175V172H130L129 171V169L126 167ZM136 166H138V168H139V171L138 172H136L138 169H137V167ZM140 166H142V167H140ZM153 166V167H152ZM163 166V167H162ZM186 166H187V168H186ZM193 166V167H194ZM211 166H212V168H211ZM224 166H226V167H224ZM45 167H48V166H45ZM79 167V168H78ZM86 167V168H85ZM89 167V168H88ZM92 168V170H91V168ZM95 167H96V169H95ZM97 167H98V169H97ZM133 167H134V170H133ZM161 167V168H160ZM177 169H175V168ZM182 167V168H181ZM189 167V168H188ZM205 167V168H204ZM209 167V168H208ZM216 167V168H215ZM230 167H232V168H230ZM238 167V168H237ZM250 167V168H249ZM51 168V167H50ZM82 168V169H81ZM84 168V169H83ZM94 168V169H93ZM105 168V169H104ZM115 168V169H114ZM121 168V169H120ZM126 168V169H125ZM142 168V169H141ZM167 168V169H166ZM181 169V170H179V169ZM186 168V169H185ZM190 168H191V170H190ZM201 168V169H200ZM213 168H214V170L215 171H218V172H215L214 170H213ZM217 168L219 169V170H217ZM226 168H230L229 170H231V172H234V174L233 173H231L229 170H227V174H225V170H226ZM237 170V173L235 172L236 170ZM71 169V170H70ZM79 169V170H78ZM107 169V170H106ZM113 169V170H112ZM151 170V172H152V169H153V172L152 173H150V171L149 170ZM165 169V170H164ZM171 171H170V170ZM183 169V170H182ZM189 169V170H188ZM207 171H206V170ZM208 169H209V171H208ZM220 169H222V171H220ZM239 169V170H238ZM241 169V170H240ZM243 169V170H242ZM252 169V170H251ZM60 170V169H59ZM75 170H77V171H75ZM80 170H81V172H80ZM90 171V173L88 172V171ZM94 170H95V172H94ZM112 170V172L113 173H111L110 171ZM116 170V171H115ZM136 170V171H135ZM141 170V171H140ZM156 170H158V171H156ZM173 170H174V172H173ZM194 170H198V171H194ZM249 170H251V171H249ZM61 171V170H60ZM60 171L58 172V174L60 173ZM73 171H74V173H73ZM87 171V172H86ZM98 171H99V173H101V175H99L98 174ZM104 171V172H103ZM165 171H167L166 173H168V174H166L165 173ZM178 171V172H177ZM180 171V172H179ZM182 171V172H181ZM213 171V172H212ZM228 171H229V173L230 174H228ZM247 173H246V172ZM64 172L63 171H61V174H64ZM79 172V173H78ZM93 172V173H92ZM106 172L108 173V174H106ZM117 172V173H116ZM134 172L136 173V174H134ZM157 172H159L158 174H157ZM163 172V173H162ZM172 173L173 174V176L174 177H177V178H174L173 176H171V174H169V173ZM207 172H209V173H207ZM216 173L215 175L213 174V173ZM223 173V175L225 174L226 176V178H230V175H231V178L229 179V181L231 182V179L233 178V177H235V173L236 174H238L237 175V177H241L242 175H244V177L242 176L240 179L239 178H237V177H235L237 180H238V182H240L241 181V183H238L237 182V180L236 179H232V180H234V181H232L231 182V185H233V183H235L234 184V186L236 187V183L238 184L237 185V188H238V186H240L241 187V189L240 188H234V186L233 187H231V185L228 183L229 181H228V179H226V178H224V176L222 175V173ZM249 172V173H248ZM254 174H253V173ZM33 174L32 175V177H31V175L30 174ZM49 173V175H47ZM89 173V174H88ZM121 173V174H120ZM124 175H123V174ZM139 173V174H138ZM141 173V174H140ZM145 173V174H144ZM161 173V174H160ZM177 173V174H176ZM178 173H180V174H178ZM182 173V174H181ZM187 173H190V175L189 174H187ZM192 173H193V175L195 176H193L192 177ZM197 173H198V175H199V177L197 176ZM200 173H203V174H205V175H203L202 177H201V175L202 174H200ZM217 173H218V175H217ZM221 174V176H220V174ZM241 173V174H240ZM243 173V174H242ZM245 173H246V176H245ZM264 173V172H263ZM50 174L52 175V178H49L48 179V176L49 177H51L50 176ZM89 176H87V175ZM99 176H98V175ZM115 174H116V176H115ZM145 176H144V175ZM160 174V175H159ZM164 174V175H163ZM175 174V175H174ZM183 174H187L186 176L185 175H183ZM208 174H209V176H210V174H213V175H211L212 177H210V178H212V179H210V178H205V177H209L208 176ZM252 174V175H251ZM255 174H256V176H255ZM34 175H35V177L36 178H34L33 179V177H34ZM107 175H109V177L107 176ZM111 175V176H110ZM135 175H138V176H136L137 178H139L140 179V177H141V179L140 180H137V178L135 177ZM141 175V176H140ZM152 175V176H151ZM178 175H179V177H178ZM183 175V176H182ZM207 175V176H206ZM86 176V177H85ZM99 178H98V177ZM101 176V177H100ZM106 176V177H105ZM114 176L115 177H117V178H115L114 179ZM121 176V177H120ZM155 176H156V179H155ZM159 176V177H158ZM165 176V177H164ZM182 176V177H181ZM223 176V177H222ZM253 176V177H252ZM256 178H255V177ZM258 176V177H257ZM262 176V177H261ZM40 179H39V178ZM94 177H95V179H94ZM119 177V178H118ZM123 177V178H122ZM125 177H128V178H125ZM134 179L135 180V182H134V180H132V182H131V179ZM133 177V178H132ZM153 177V178H152ZM28 178V179H27ZM37 178H38V180H37ZM101 178V179H100ZM110 178H113V183H112V181H110L109 179ZM145 178V179H144ZM162 178V179H161ZM196 178V179H195ZM198 178H201V179H198ZM218 178V179H217ZM221 178V179H220ZM222 178H223V180H222ZM30 179V180H29ZM52 179V180H53ZM96 181H94V180ZM108 180V181H106V180ZM116 179H118V180H116ZM122 179V180H121ZM148 179V180H147ZM151 181H150V180ZM169 179H171L170 181H169ZM188 179V180H187ZM194 179V180H193ZM202 179H203V181H202ZM253 179V180H252ZM254 179L256 180V181H254ZM257 179H258V181H257ZM260 179H261V181H260ZM33 180V181H32ZM34 180H36V181H34ZM49 180V181H50ZM51 180V181H52ZM99 180H101V181H99ZM102 180H103V182H102ZM112 180V179H111ZM143 180H145V182L143 181ZM158 180H161V181H159V182H157ZM163 180V181H162ZM165 180H167V181H165ZM177 180V181H176ZM186 180V181H185ZM196 180V181H195ZM200 182H199V181ZM210 180V181H209ZM217 180H219V182L217 181ZM226 180H227V182H226ZM248 180V181H247ZM26 181V182H25ZM29 181V182H28ZM40 181H42V182H39ZM50 181V182H51ZM106 181V182H105ZM117 181H119L120 183H118ZM122 181V182H121ZM123 181H125V182H123ZM137 181V182H136ZM143 181V182H142ZM149 181V182H148ZM155 181V182H154ZM167 183H165V182ZM184 183H183V182ZM207 181V182H206ZM215 181V182H214ZM223 181V182H222ZM224 181L226 182V183H224ZM236 181V182H235ZM253 181V182H252ZM260 181V182H259ZM31 182H33V183H31ZM35 182V183H34ZM38 182V183H37ZM95 182V183H94ZM111 182V183H110ZM134 182V183H133ZM139 182V183H138ZM143 184H142V183ZM147 182V183H146ZM151 182H154L153 184L151 183ZM156 182H157V184H156ZM189 182V183H188ZM195 184H194V183ZM205 183V184H200V183ZM243 182V183H242ZM257 182V183H256ZM9 183V184H8ZM126 183H128L127 185H126ZM131 183V184H130ZM160 183H161V185H160ZM163 183L165 184V185H163ZM169 183H170V186H168L169 185ZM182 183H183V185H182ZM200 184L201 186H202V188H201V186L200 185H198V184ZM209 183H212V184H214V185H209ZM228 183V184H227ZM248 183H250V184H248ZM256 183V185H255V187L256 188H254V189H256V190H252L253 188H251L250 189V185H251V187H252V185L253 184H255ZM51 184V183H50ZM49 184V185H50ZM77 184V183H76ZM104 184H105V186H104ZM113 184V185H112ZM125 184V185H124ZM143 186H146V188L145 187H143ZM146 184V185H145ZM186 185V188H185V185ZM189 184H191L192 186L193 185H195V186H193V187H191V185H189ZM207 184V185H206ZM221 184H223V186H219V185H221ZM226 184V185H225ZM239 184H241V185H239ZM243 184H245L244 186H245V188L244 187H242L243 186ZM4 185V186H3ZM8 185H10V186H8ZM34 185V186H33ZM48 185V186H49ZM116 185V186H115ZM135 185V186H134ZM143 187H141V186ZM149 185V187H147ZM157 185V188H159V185L160 186H164V187H168V188H166L168 191H170L171 192V189H172V191H173V193L172 194H174V193H176V195H178V197H179V192L181 193V195L182 194H184V195H180V197H179V206H181V209L184 211V209H185V211H187V218L188 217H190V219L189 220H191L190 222H192L191 223V226H190V224H189V226H190V228L191 229H193L192 227H194V226H192V224L193 225H196V224H199V225H201V226H199V225H197V226H195L194 228H196L197 230H199V231H196V229H195V231H196V235L198 234V238H200V242L202 243V244H199V243H197L196 244V246H194L193 245V247L191 246L192 244H190V242H188L189 243V246H186L185 247V245H188L187 243L185 244V245H182V246H184V247H182V246H176V248H175V246H174V244L176 245V243H175V241H174V243H173V239H172V237L174 238V240H175V234H174V232H172L173 234H171V233H166V235H167V237L165 236L164 238L166 239H163V241L161 242V240H159L161 237H159V236H157V235H155L153 232H151L150 234H149V231H147L148 230V228L147 227H145L146 225V223L143 221L142 222V219L143 220H146L145 218L147 217V222H149V220L150 219H154V221H155V219H157V216L159 217L158 219H160V220H158V222L160 221V223H158V224H166V225H168V222H170V221H174L175 220V218L176 219H178V218H181L182 217V215H181V210L179 209L178 211L177 210H175V209H178L177 208V206L178 205H176L175 204V206H174V204H173V202H172V200H166V198H165V195L162 197V198H160L161 199V201H160V199H158V196L160 195L159 193H156V195L157 194H159L158 196H154L155 195V192H157V188L155 187V186ZM173 185V186H172ZM179 187H178V186ZM228 185V186H227ZM249 187V189H248V187ZM108 186V187H107ZM110 186H111V188H110ZM115 186V187H114ZM118 186V187H117ZM127 186V187H126ZM133 186V187H132ZM176 186V187H175ZM181 186H184V187H181ZM187 186H188V188L189 189H187ZM208 186V187H207ZM216 187L217 186V188H214V187ZM225 186V187H224ZM231 187V189H230V187ZM259 186H260V188L261 187H263V188H261V191H258L259 189H257V188H259ZM34 187H36V188H34ZM90 189L89 191L87 190L88 188ZM103 187V188H102ZM106 187V189H104ZM114 187V188H113ZM122 187V188H121ZM125 187V188H124ZM130 187V188H129ZM136 188V190H137V187H138V189L140 190V194L138 193V191L139 190H133V192H134V194H133V192H132V195L134 196H132V195H130L129 193H131L130 191H132L131 189L133 188V189H135ZM173 187H175L174 189H173ZM192 189H191V188ZM198 187V188H197ZM203 187H204V189H203ZM213 187V188H212ZM219 187H221V188H219ZM253 187H254V185H253ZM9 188V189H8ZM12 188V189H11ZM71 188L73 189V190H71ZM81 188V189H80ZM100 188H102L101 190H100ZM107 188H110V189H108L107 190ZM121 188V189H120ZM128 188V190L130 189V191L128 192V191H126V189ZM171 188V189H170ZM177 188V189H176ZM184 188V189H183ZM197 189V191H196V189ZM201 190H200V189ZM206 188V189H205ZM225 188V189H224ZM232 188H233V190H232ZM119 189H120V191L121 192H119ZM124 189H125V191H124ZM146 189V190H145ZM149 189H151L152 190V192H150V190ZM180 189V190H179ZM185 189H187L186 191H185V193H183L184 192V190ZM203 189V190H202ZM212 189V190H211ZM214 189V190H213ZM215 189L217 190V191H215ZM220 189H222L223 190V192H225V193H221V191L222 190H220ZM239 189H240V191H239ZM246 189H248V191L246 190ZM63 190H64V188H63ZM78 190H81V192L80 191H78ZM88 192H87V191ZM174 190H176V191H174ZM195 190V191H194ZM200 190V191H199ZM219 190V191H218ZM225 190V191H224ZM231 190V191H234L235 192V194H236V197H235V194H234V192H232L231 193V191H230V194H229V191ZM244 190V191H243ZM38 191V192H37ZM85 191V192H84ZM111 191V192H110ZM203 192V194H202V192ZM214 191H215V193H214ZM227 191H228V193H227ZM237 191V192H236ZM247 191V192H246ZM251 191V192H250ZM255 191H257V194L255 193ZM94 194V196L93 195H91L92 193ZM108 192H110V193H108ZM116 192H118V194H122V193H124L125 195L124 196H120V198H122L123 200H121V201H118L116 198H119V195L116 193ZM136 192L139 194V196H141V197H139L137 194H136ZM192 192V193H191ZM195 192V193H194ZM206 192H207V195H206ZM217 192V193H216ZM240 192V193H239ZM242 192H243V194H242ZM248 192H250V193H248ZM78 193H81V194H78ZM91 193V194H90ZM102 193H104L103 195H104V197H103V195H102ZM107 193V194H106ZM154 193V194H153ZM187 193V194H186ZM197 193V194H196ZM201 193V194H200ZM214 193V194H213ZM227 193V194H226ZM245 193V194H244ZM249 195H247V194ZM255 193V194H254ZM8 194V195H7ZM77 194H78V196H77ZM89 194V195H88ZM106 194V195H105ZM110 194H113V195H110ZM138 196V198H137V196ZM144 194V195H143ZM147 194H150V196H148ZM170 194V193H169ZM169 194H166V195H168V197H169ZM216 194V195H215ZM229 194V195H228ZM239 194H240V196H239ZM259 194H261L260 196H258ZM1 195H3V196H1ZM4 195H5V197H4ZM22 195V196H21ZM47 195V196H46ZM76 195V196H75ZM80 195V196H79ZM97 195V196H96ZM102 197H101V196ZM118 195V197H116V196ZM127 195L129 196V198L130 199H132V197H133V202H136V203H130L129 201H125V198L127 199ZM143 195V196H142ZM147 195V196H146ZM153 195V196H152ZM171 195V194H170ZM189 195H191L192 196V198H189ZM199 195V196H198ZM218 195V196H217ZM222 195V196H221ZM226 195V197H228V198H226V197H224ZM231 195V196H230ZM247 195V196H246ZM251 195V196H250ZM70 196V197H69ZM106 196V197H105ZM109 196H111L110 198H109ZM112 196H114V200H111L113 197ZM132 196V197H131ZM173 196V195H172ZM184 196H186V198H188V199H186ZM188 196V197H187ZM190 196V197H191ZM202 196H203V200H204V202H202L201 203V201H203L202 200ZM206 196V197H205ZM212 196H214L213 197V199H212ZM221 196V198L219 199V198H216V197H220ZM230 196V197H229ZM233 196V197H232ZM253 196V197H252ZM255 196V197H254ZM29 197V198H28ZM31 197V198H30ZM48 197V199H53V203L52 202H47V200H45V198H47ZM89 197V198H88ZM123 197H125V198H123ZM146 197V198H145ZM153 197V198H152ZM161 197V196H160ZM167 197V196H166ZM167 197V198H168ZM182 197V198H181ZM194 197V198H193ZM201 197V198H200ZM208 197H210V198H208ZM242 197V198H241ZM245 197V198H244ZM5 198V199H4ZM27 198H28V200H27ZM87 198L89 199V202L90 201H93V202H95V203H90L89 205H87L86 203H85V201L87 202ZM96 198L97 199H99L100 200V202H99V200H97V202L95 201L96 200ZM106 198V199H105ZM120 198H119V200H120ZM128 198V199H129ZM135 198H136V201H135ZM141 198V199H140ZM148 198V199H147ZM155 198H157L158 200H154ZM165 198V199H164ZM170 199H172L171 197H169ZM168 198V199H169ZM199 198V199H198ZM205 198V199H204ZM241 198V199H240ZM258 198V199H257ZM23 199V200H22ZM25 199V200H24ZM32 199V200H31ZM43 201H42V200ZM92 199V200H91ZM129 199V200H130ZM143 199V200H142ZM162 199L163 200H165V204L167 203L168 205H164L165 207H166V209H164L163 210V208H165L164 206H163V201H162ZM192 199V200H191ZM194 199V200H193ZM198 199V200H197ZM209 199V200H208ZM219 199V200H218ZM224 199V200H223ZM226 199V200H225ZM240 201H239V200ZM248 199V200H247ZM255 199H257V201H259V202H257ZM12 200V201H11ZM108 200H110V201H108ZM116 200V201H115ZM153 200H154V202H153ZM184 200H186V201H184ZM196 200V201H195ZM207 200V201H206ZM211 200H213V201H211ZM263 200V201H262ZM6 201V202H5ZM26 201V202H25ZM48 201H52V200H48ZM85 203V206H84V203ZM118 201V202H117ZM125 201V202H124ZM131 201V200H130ZM142 201V202H141ZM155 201H157V202H155ZM159 201V202H158ZM167 201V202H166ZM170 201H171V203H170ZM181 201H183L182 203H181ZM189 201H190V203H189ZM198 201V202H197ZM200 201V202H199ZM219 201H220V203H219ZM225 201H227V202H225ZM244 201V202H243ZM248 203H247V202ZM254 201H256V203H257V205H256V203L254 202ZM23 202V203H22ZM32 202V203H31ZM38 202V203H37ZM44 202V203H43ZM79 202H81V203H79ZM115 202H117L116 204H115ZM123 202V203H122ZM169 202V203H168ZM187 202V203H186ZM195 202V203H194ZM198 204H197V203ZM209 202H211V203H209ZM214 204H213V203ZM218 202V203H217ZM233 202V203H232ZM244 204H243V203ZM27 203V204H26ZM33 203H35V204H33ZM48 205H47V204ZM111 203V204H110ZM130 203V204H129ZM156 203V207L157 206H160L161 207V204H162V206H163V208L161 207V209H162V211H161V209H160V211H159V209L157 208V210H155V208L156 207H154V204ZM160 203V204H159ZM193 205H192V204ZM207 205H206V204ZM209 203V204H208ZM217 203V204H216ZM232 205H231V204ZM237 203H239V204H237ZM252 203V204H251ZM258 203H259V206H258ZM31 206V207H29V205ZM33 206H32V205ZM41 204V205H40ZM43 204V205H42ZM51 204L52 205H54V207L53 206H51ZM82 204V205H81ZM99 205V206H95V207H92L93 205ZM119 204V205H118ZM136 204V205H135ZM152 204V205H151ZM172 204V205H171ZM201 204L203 205V207L201 206ZM213 204V205H212ZM221 204V205H220ZM246 204V205H245ZM253 204H254V206H253ZM25 205H26V207H25ZM47 206V207H43V206ZM50 205V206H49ZM58 205V204H57ZM90 206V207H87V206ZM109 205V206H108ZM110 205H111V208L109 209V207H110ZM114 205V206H113ZM133 205V206H132ZM137 207V208H135V206ZM138 205V206H137ZM185 205H188V206H185ZM194 205H196V206H194ZM208 205H209V207H208ZM216 205V206H215ZM220 205V206H219ZM236 205V206H235ZM243 205V206H242ZM244 205H245V207H244ZM22 206V207H21ZM102 206V207H101ZM107 206V207H106ZM146 206V207H145ZM152 206V207H151ZM170 206V207H169ZM173 206L174 207H176V208H173ZM178 206V207H179ZM206 206V207H205ZM217 206H218V208H217ZM228 206V207H227ZM235 206V207H234ZM242 206V207H241ZM248 206V207H247ZM252 206H253V208H252ZM258 206V211H257V209H256V207ZM4 207H5V209H4ZM19 207V208H18ZM25 207V208H24ZM51 207V209H48V208H50ZM67 207V208H66ZM93 209H92V208ZM114 207V208H113ZM117 209H116V208ZM140 207V208H139ZM198 207H201V209L200 208H198ZM217 208V210H216V208ZM223 207H224V209H223ZM229 207H230V209H229ZM232 207H234L233 209H232ZM255 207V208H254ZM263 207V208H262ZM18 208V209H17ZM35 208H38V209H35ZM40 208V209H39ZM54 208V209H53ZM70 208V209H69ZM85 208V209H84ZM122 208V209H121ZM167 208H168V210H167ZM172 208V209H171ZM180 208V207H179ZM196 208H198V209H196ZM227 208V209H226ZM236 208V209H235ZM247 208V209H246ZM42 209V210H41ZM44 209H45V212H44ZM57 209H58V211H57ZM68 209V210H67ZM95 209V210H94ZM109 209V210H108ZM114 209V210H113ZM194 209H196V210H194ZM221 209V210H220ZM223 209V210H222ZM225 209H226V211H228V212H226L225 211ZM238 209H240V210H238ZM249 209V210H248ZM253 209V210H252ZM255 209V210H254ZM262 209H263V213H262ZM36 210V211H35ZM52 210H54V211H52ZM119 210H120V212H119ZM129 212H128V211ZM137 210V211H136ZM151 210H152V212H151ZM153 210H155L154 212L156 213L155 215L156 216H154V212H153ZM166 210H167V212H168V214H167V212H166ZM173 212H171V211ZM177 211V212H175V211ZM199 210V211H198ZM208 211L209 212V214L211 215V216H209V214H208V212H206V211ZM212 210V211H211ZM230 210V211H229ZM235 211L234 212V214H233V216H232V214H230V212L231 213H233V211ZM244 210V211H243ZM251 210V211H250ZM72 213H71V212ZM102 211V212H101ZM110 211V212H109ZM112 211V212H111ZM114 211V212H113ZM118 211V212H117ZM136 211V212H135ZM160 212V213H158V212ZM164 211H165V213H166V217L165 216H162L163 214H165L164 213ZM190 211H192L191 213H190ZM204 211V212H203ZM213 211H216L215 213L217 214V216H216V214L213 212ZM221 211H225L227 214H225V215H223L222 213L223 212H221ZM239 211H240V213H239ZM248 211V212H247ZM255 211V212H254ZM259 211H261V212H259ZM61 212H62V214H61ZM66 212V213H65ZM67 212H68V214H67ZM75 212V213H74ZM109 212V213H108ZM122 212V213H121ZM127 212V213H126ZM140 212H141V214H140ZM150 214H149V213ZM163 212V213H162ZM189 212V213H188ZM224 212V213H225ZM238 212V213H237ZM241 212L243 213V215L241 214ZM250 212V213H249ZM253 212H254V214H253ZM42 213H44V214H42ZM49 213V214H48ZM69 213H70V215H69ZM102 213H103V215H102ZM115 215H113V214ZM115 213H117V214H115ZM123 214L122 216H121V214ZM125 213V214H124ZM151 213H152V215H151ZM172 213V214H171ZM175 213V214H174ZM180 213V214H179ZM198 213V215H196ZM236 213V214H235ZM245 213H247V215L245 214ZM259 213V216L257 215ZM261 213V214H260ZM27 214V215H26ZM31 214V215H30ZM51 214V215H50ZM57 214V215H56ZM66 214V215H65ZM71 214H73V216L71 215ZM74 214H76V215H74ZM80 216H79V215ZM113 215V216H111V217H109V216H107V215ZM128 214H130L131 216H129ZM138 214V215H137ZM158 214V215H157ZM161 215V217H160V215ZM170 214V215H169ZM201 214V215H200ZM222 214V215H221ZM229 214V215H228ZM7 215V216H6ZM17 215V216H16ZM35 215V216H34ZM46 215V216H45ZM61 217H60V216ZM84 217H83V216ZM102 215V216H101ZM105 215H106V217H105ZM117 215V216H116ZM120 215V216H119ZM127 215H128V217L129 218H127ZM142 215V216H141ZM143 215L145 216V218L143 217ZM170 217H172V218H170ZM172 215H174V216H176V217H174V216H172ZM189 215V216H188ZM208 215V216H207ZM213 215V216H212ZM221 215V216H220ZM228 215V216H227ZM235 215V216H234ZM261 215V216H260ZM78 218H77V217ZM136 216V217H135ZM142 218H141V217ZM154 216V217H153ZM178 216H180V217H178ZM192 216V217H191ZM200 216V217H199ZM216 216V217H215ZM226 216L227 217V219H226V217L224 218V217ZM240 216V217H239ZM245 216H247V217H245ZM254 216H255V222H257V223H255V222H253V219L252 218H254ZM51 217H52V220H51ZM75 217V218H74ZM82 217V218H81ZM118 217H120V218H118ZM126 217V218H125ZM133 217H135V218H133ZM140 217V218H139ZM210 217V218H209ZM222 217H223V219H222ZM231 217V218H230ZM252 217V218H251ZM42 218V219H41ZM43 218H45L44 220H43ZM62 218V219H61ZM68 218V219H67ZM71 218V219H70ZM74 218V219H73ZM116 218V219H115ZM123 218V219H122ZM131 218V220L129 221V219ZM137 218H139V219H141L139 222H138V220L139 219H137ZM166 218V219H165ZM174 218V219H173ZM186 218V219H187ZM196 218H197V222H196ZM202 218H203V220H202ZM205 218V219H204ZM208 218H209V220H208ZM216 218V219H215ZM234 218V219H233ZM235 218H236V220H235ZM239 218V219H238ZM250 220H249V219ZM259 218V219H258ZM261 218V219H260ZM40 219V221H37V220H39ZM58 219L60 220L59 222H58ZM78 219V220H77ZM82 219V220H81ZM84 219V220H83ZM110 219V220H109ZM149 219V220H148ZM171 219V220H170ZM199 219H201L202 221L200 222V220ZM226 219V220H225ZM56 220H57V222H56ZM69 220V221H68ZM71 220H73V221H71ZM119 220H120V222H119ZM122 220H124V221H122ZM127 220V221H126ZM152 220H150V222H153ZM163 220H165V221H163ZM193 220V221H192ZM230 220H231V222H233V223H230ZM244 220V221H243ZM34 221H36V223L34 222ZM53 222V223H51V222ZM67 221V222H66ZM76 221V222H75ZM81 221V222H80ZM87 221V222H86ZM92 221V222H91ZM116 221V222H115ZM135 221V222H134ZM163 221V222H162ZM210 221V222H209ZM215 221H216V223H215ZM221 221H223L224 223H226L227 225H225L223 222H221ZM227 221H228V223H227ZM237 221V222H236ZM240 221H242V222H240ZM248 221V222H247ZM29 222H31V223H29ZM47 222V223H46ZM50 222V223H49ZM55 222H56V225H54L55 224ZM131 222H133V225H132V223ZM196 222V223H195ZM209 222V223H208ZM236 222V223H235ZM253 222V223H252ZM261 222V223H260ZM8 223V224H7ZM59 225H61V226H59ZM67 223V224H66ZM70 223V224H69ZM80 223H82V224H80ZM86 223H88V224H86ZM103 223V224H102ZM112 223V224H111ZM120 223V224H119ZM122 223H123V226H122ZM124 223H125V225H124ZM127 223V224H126ZM131 223V224H130ZM137 223H140V224H137ZM205 223H207V225L205 224ZM212 223V225H210ZM220 223V224H219ZM221 223H222V225H221ZM241 224V226L242 227H239L240 225L239 224ZM255 223V224H254ZM31 224V225H30ZM35 224H36V227L37 228H35L34 226H35ZM62 224H66V226H64V225H62ZM72 224V225H71ZM114 224V225H113ZM117 224H119V225H117ZM134 224H136V225H134ZM216 224V225H215ZM218 224V225H217ZM229 224V225H228ZM232 224H234V226L232 225ZM248 224V225H247ZM252 224V225H251ZM254 224V225H253ZM17 225V226H16ZM26 225V226H25ZM33 225V226H32ZM51 225V227H49ZM88 225V226H87ZM104 227H103V226ZM108 225V227H111L112 229H115V230H108V229H106L105 227ZM128 225V226H127ZM138 225V226H137ZM143 225V226H142ZM202 225H204L203 227H202ZM206 225V226H205ZM231 225V226H230ZM247 225V226H246ZM256 225V226H255ZM262 225V226H261ZM30 226V227H29ZM42 226H43V228H42ZM46 226V227H45ZM58 226V227H57ZM81 226V227H80ZM95 226H96V228H95ZM119 226H121V227H119ZM134 227V228H131V227ZM140 226V227H139ZM142 226V227H141ZM210 226L212 227L213 226V228H210ZM238 226V227H237ZM244 226V227H243ZM246 226V227H245ZM249 226V227H248ZM251 226H253L252 228H258V229H253V231H252V229L250 228ZM5 227V228H4ZM9 227V228H8ZM25 227V228H24ZM57 227V228H56ZM61 227V228H60ZM63 227V228H62ZM72 227H74V228H72ZM128 227L131 229V232H130V229H128ZM144 227V228H143ZM185 227V226H184ZM200 227V228H199ZM206 227L208 228V229H206ZM220 227V228H219ZM225 227V228H224ZM230 227V228H229ZM231 227H232V230H231ZM237 227V228H236ZM17 228V229H16ZM100 228H102V229H100ZM121 228V229H120ZM127 228V229H126ZM138 228H140V229H138ZM147 228V229H146ZM216 228V229H215ZM222 228H224V229H222ZM227 228H228V230H227ZM233 228H235V229H233ZM240 228V229H239ZM241 228H243V229H241ZM5 230V232H8V233H4V230ZM8 229H10V231L8 230ZM12 229V230H11ZM21 229H23V231L21 230ZM33 229H35V230H32ZM39 229V230H38ZM51 229H53L52 231H51ZM62 231H61V230ZM67 229V230H66ZM76 229V230H75ZM140 230V232H141V234H143V235H141V239L140 238H138V237H140V234H139V236H138V234H137V236H136V234H134V230ZM141 229H143V230H141ZM185 229H186V227H185ZM202 229V230H201ZM214 229V231H216L215 232V234L213 233L214 231H212ZM230 229V230H229ZM238 231H240L242 234L240 235V232H238ZM17 232H16V231ZM21 230V231H20ZM27 230V231H26ZM30 230V231H29ZM61 231V232H59V231ZM97 230V231H96ZM100 230V231H99ZM127 230H129V231H127ZM132 230H133V232H132ZM146 230V231H145ZM201 230V231H200ZM207 230V231H206ZM210 230V231H209ZM223 230V231H222ZM234 230V231H233ZM236 230V231H235ZM1 231H3V233L1 232ZM15 231V232H14ZM29 231V232H28ZM46 233H45V232ZM56 231V233L58 234H56V233H53V232H55ZM64 231V232H63ZM75 231V232H74ZM93 231V232H92ZM102 231V232H101ZM181 233L180 232H178V233H180V236L182 235V236H184V235H186V233H184L185 231H184V229L182 228L181 230ZM219 231H222L221 233L219 232ZM225 231V232H224ZM228 231V232H227ZM229 231L231 232V233H229ZM248 231V232H247ZM257 231V232H256ZM34 232V233H33ZM39 232V233H38ZM42 232V233H41ZM48 232V233H47ZM63 232V233H62ZM108 232V233H107ZM136 232V231H135ZM149 234V236H148V234ZM184 233V235H183V233ZM211 232V233H210ZM219 232V233H218ZM234 232V233H233ZM236 232V233H235ZM14 234V236L13 235H11V234ZM16 233V234H15ZM19 235H18V234ZM22 233V234H21ZM31 233V234H30ZM44 233V234H43ZM76 233V234H75ZM91 233H93V235L91 234ZM100 233V234H99ZM133 233V234H132ZM154 235H153V234ZM178 233H176L177 235H178ZM205 233V234H204ZM209 234V236L208 237H210V238H208L207 237V235ZM225 233V234H224ZM227 233V234H226ZM233 233V234H232ZM245 233V234H244ZM263 233V234H262ZM6 236H5V235ZM10 234V235H9ZM24 234V236H22ZM29 234H30V238H29ZM35 234H37V235H35ZM39 234H40V236H39ZM45 237H43L42 235ZM65 234V235H64ZM91 234V235H90ZM119 234V235H118ZM121 234V235H120ZM126 234V235H125ZM146 234V235H145ZM212 234V235H211ZM231 234V235H230ZM239 234V235H238ZM53 235V236H52ZM55 235H57L56 237H55ZM99 235V236H98ZM109 235V236H108ZM112 235V236H111ZM114 235V236H113ZM151 235H153L154 237H152ZM172 235V236H171ZM203 235H205V236H203ZM221 235V236H220ZM246 236V238H245V236ZM252 235V236H251ZM257 235V236H256ZM5 236V237H4ZM33 236H34V238H33ZM38 237V238H36V237ZM42 236V237H41ZM63 236V238L60 240V237H62ZM75 236V237H74ZM90 236V237H89ZM97 236V237H96ZM104 236V237H103ZM119 236V237H118ZM123 236V237H122ZM127 236V237H126ZM157 236V237H156ZM170 236V237H169ZM202 238H201V237ZM217 236H219L218 238H220V239H218L217 238ZM231 238H230V237ZM235 236V237H234ZM240 237V239H239V237ZM242 236H243V238H242ZM4 239H6V237H7V240H4ZM15 237V238H14ZM20 237V238H19ZM28 237V238H27ZM46 237H48V238H46ZM51 237V238H50ZM59 237V238H58ZM68 237V238H67ZM89 237V238H88ZM93 237V238H92ZM103 237V238H102ZM121 237V238H120ZM143 237V238H142ZM153 239H152V238ZM185 237H187V235L185 236ZM205 237H206V240H205ZM213 237V238H212ZM216 237V238H215ZM222 237H223V239H222ZM9 238V239H8ZM12 238H13V240H12ZM54 238H56V239H54ZM92 238V239H91ZM114 238V239H113ZM148 238H150L149 240L150 241H148L147 242V240H148ZM189 238V237H188ZM187 238V239H188ZM232 238H233V240H232ZM3 239V240H2ZM11 239V240H10ZM24 239V240H23ZM43 239H46V240H43ZM53 239V240H52ZM64 239H66V240H64ZM72 239V240H71ZM102 239H103V241H102ZM112 239V240H111ZM119 239V240H118ZM144 239H146V241L144 240ZM156 239H157V241H156ZM201 239H203V240H201ZM229 241H228V240ZM244 239H246V240H244ZM248 239V240H247ZM10 242H9V241ZM15 240H17V241H19V242H22V241H26V245L28 246L29 245V247L31 248V247H35L38 251H36V249H29L30 250V252H28V253H26L25 254V258H22V259H20L19 261H21V263L18 261V260H16L15 258H16V256L18 255V254H15L14 253V248H13V246L15 245V244H17V243H19V242H15L14 243V241ZM44 242H43V241ZM59 240V242H57L56 243V241H58ZM79 240V241H78ZM88 241V243H87V241ZM90 240H92V241H90ZM116 240V241H115ZM122 240V241H121ZM140 240V241H139ZM165 240V241H164ZM170 241V242H167L166 243V241ZM205 240V241H204ZM212 240H215V241H212ZM223 240H225V241H223ZM5 241H7V242H5ZM12 241V242H11ZM41 241V242H40ZM50 241V242H49ZM52 241V242H51ZM66 241H68V243H66ZM85 241V242H84ZM112 241V242H111ZM123 241H126V243L124 242L123 243ZM128 241V242H127ZM142 241V242H141ZM144 241V242H143ZM210 241H212L211 242V244H213V245H211L210 247L212 248H210V249H205L206 247H205V245H203L205 242H207V244H210ZM216 241H218V242H216ZM228 241V242H227ZM235 241V242H234ZM237 241V242H236ZM238 241H244V242H242V243H240V242H238ZM254 241V242H253ZM2 242H4V243H2ZM43 245V247H42V245L40 244V243ZM48 242V243H47ZM70 242V243H69ZM164 242V243H163ZM218 244H216V243ZM219 242H221V243H219ZM222 242H224V243H222ZM225 242H227V243H225ZM248 242H250V243H248ZM253 242V243H252ZM9 243V244H8ZM35 243V244H34ZM55 243V244H54ZM61 243H62V245H61ZM76 243V244H75ZM86 243V244H85ZM144 243V244H143ZM152 243H154V244H152ZM160 243V244H159ZM235 243H237L236 245H235ZM258 243H259V245H258ZM47 246H46V245ZM52 244V245H51ZM58 244H60L59 246H57ZM71 244V245H70ZM92 244V245H91ZM147 244V245H146ZM151 245V247H150V245ZM206 244V243H205ZM214 244H216L218 247H220V249H216V247H215V245ZM225 244H227V246L225 245ZM231 244V245H230ZM234 244V245H233ZM249 244V245H248ZM6 245V246H5ZM32 245V246H31ZM35 245V246H34ZM38 245V246H37ZM40 245V246H39ZM68 245V246H67ZM77 247H76V246ZM84 245V246H83ZM129 245V246H128ZM132 245V246H131ZM173 245V246H172ZM201 245V246H200ZM204 247H203V246ZM220 245V246H219ZM247 247H246V246ZM10 246V247H9ZM19 246V245H18ZM54 246V247H53ZM72 247V248H70V247ZM146 248H145V247ZM153 246V247H152ZM213 246H214V248H213ZM235 246H238V248L237 247H235ZM243 246V247H242ZM250 246V247H249ZM262 246V248L260 249V247ZM12 247V248H11ZM15 247V246H14ZM65 247V248H64ZM79 247V248H78ZM150 247V248H149ZM179 247H181V248H179ZM189 247H191V250L189 249ZM230 247V248H229ZM234 247V248H233ZM241 247V249L239 250V248ZM259 248V249H257V248ZM11 248V249H10ZM52 248V249H51ZM66 248H68V249H66ZM144 248V249H143ZM160 248V249H159ZM164 248V249H163ZM192 248L194 249L193 251H192ZM195 248H196V250H195ZM223 248V249H222ZM236 248V249H235ZM249 248V249H248ZM251 248V249H250ZM254 248V249H253ZM54 249V250H53ZM85 249V250H84ZM122 249V250H121ZM130 249V250H129ZM149 249H151V250H149ZM172 249V250H171ZM189 249V250H188ZM199 249H202V250H199ZM205 249V252L203 251ZM238 249V250H237ZM4 250V251H3ZM10 250H13V251H10ZM84 250V251H83ZM118 250V251H117ZM209 250H211V251H209ZM218 252H217V251ZM220 250V251H219ZM222 250V251H221ZM226 251V252H224V251ZM233 250V251H232ZM245 250V251H244ZM257 250H258V252H257ZM259 250H262V251H259ZM50 251V252H49ZM57 251V252H56ZM69 251V252H68ZM76 251V252H75ZM129 251V252H128ZM131 251V252H130ZM147 251V252H146ZM149 251H151V253L149 252ZM155 251V252H154ZM160 251V252H159ZM173 251V252H172ZM175 251H177V254H176V252ZM182 251V252H181ZM184 251V252H183ZM186 251V252H185ZM202 252L201 254L198 252ZM207 251H208V253H207ZM214 251V252H213ZM229 251V253L227 254V252ZM231 251V252H230ZM252 253H251V252ZM253 251H255L254 253H253ZM9 252H13V253H9ZM96 252V253H95ZM167 252V253H166ZM175 252V253H174ZM180 252V253H179ZM191 252H193V253H191ZM194 252H195V254H194ZM223 252V253H222ZM232 252H235V253H232ZM237 252H239V253H237ZM244 252V253H243ZM262 252V253H261ZM38 254V256H37V254ZM71 253V254H70ZM82 253V254H81ZM90 253V254H89ZM127 253V254H126ZM129 253H132V255L131 254H129ZM138 254V253H140V254H138V255H134V254ZM149 253L151 254V256L149 255ZM166 253V254H165ZM170 253V254H169ZM184 255H183V254ZM186 253V254H185ZM191 255H190V254ZM206 253V254H205ZM212 253V254H211ZM216 253V254H215ZM219 253V254H218ZM222 253V254H221ZM224 253H226L225 255H224ZM237 253V254H236ZM257 253V254H256ZM29 256H28V255ZM36 254V255H35ZM67 254V255H66ZM86 254V255H85ZM122 254V255H121ZM180 254V255H179ZM198 254V255H197ZM221 254V255H220ZM232 254V255H231ZM249 254V255H248ZM251 254L253 255V257H251ZM10 255V256H9ZM55 255V256H54ZM72 257V259H71V257ZM81 255V256H80ZM124 255V256H123ZM127 255H129V256H127ZM142 255V256H141ZM186 255V256H185ZM195 255H197L196 257H195ZM206 255V256H205ZM212 255V256H211ZM226 255H228L227 257H229V258H227L226 257ZM255 255H257V256H255ZM32 256V257H31ZM35 256V257H34ZM42 256V257H41ZM58 256V257H57ZM85 256H87V257H85ZM123 256V257H122ZM140 256H141V259H143V260H141V261H139L140 260ZM144 256V258H142ZM188 256H190L189 258H188ZM196 258H194V257ZM207 256H209L208 258H207ZM233 256V257H232ZM236 256H238V257H236ZM246 256V257H245ZM247 256H248V258H247ZM255 256V257H254ZM262 256V257H261ZM34 257V258H33ZM55 257V258H54ZM68 258V259H66V258ZM73 257H75V258H73ZM78 257H79V259H78ZM82 257V258H81ZM83 257H85V258H87V259H85V258H83ZM93 257H95V258H93ZM134 257V258H133ZM139 257V258H138ZM177 257H179V259L177 258ZM182 259H181V258ZM202 257V258H201ZM204 257V258H203ZM258 257V258H257ZM18 258V257H17ZM27 258V259H26ZM46 258V259H45ZM57 258V259H56ZM69 258L71 259V260H69ZM96 258L98 259V260H96ZM137 260H136V259ZM152 258V259H151ZM200 258H201V260H200ZM237 258H239V259H237ZM263 258V260H261ZM25 261H24V260ZM32 259V260H31ZM49 259V260H48ZM54 259V260H53ZM84 260V262H83V260ZM88 259H89V261H88ZM100 259V260H99ZM120 259V260H119ZM125 259V260H124ZM127 259V260H126ZM130 259V260H129ZM173 259V260H172ZM191 259V260H190ZM198 259V260H197ZM215 261H214V260ZM226 259H228V260H226ZM233 259L235 260V261H233ZM259 261H258V260ZM50 260H52V261H50ZM61 260V261H60ZM77 260V261H76ZM92 260V261H91ZM112 260V261H111ZM124 260V261H123ZM131 260H133V261H131ZM138 261V262H136V261ZM170 260H172V261H170ZM176 260V261H175ZM182 260V261H181ZM183 260H184V262H183ZM187 260V261H186ZM193 260H195L194 261V263H193ZM197 260V261H196ZM200 260V261H199ZM203 260H205L206 262H204ZM210 260V261H209ZM226 260V261H225ZM230 260V261H229ZM242 260H243V262H242ZM17 263H16V262ZM24 261V262H23ZM39 261V262H38ZM55 261V262H54ZM70 261V262H69ZM86 261V262H85ZM88 261V262H87ZM96 261V262H95ZM98 261V262H97ZM103 261H104V263H103ZM114 261V262H113ZM119 261V262H118ZM125 261H127V262H125ZM129 261V262H128ZM143 261H145V262H143ZM156 261V262H155ZM179 263H178V262ZM191 261H192V263H191ZM202 261H203V263H202ZM234 263H233V262ZM23 262V263H22ZM26 262V263H25ZM38 262V263H37ZM65 262V263H64ZM72 262H71V264H72ZM80 262V264H82ZM133 262V263H132ZM176 262V263H175ZM186 262V263H185ZM190 262V263H189ZM211 262V263H210ZM227 262H229V263H227ZM79 264V263H78Z\"/></svg>",
    "mask_w": 264,
    "mask_h": 264
}]
</instances>
